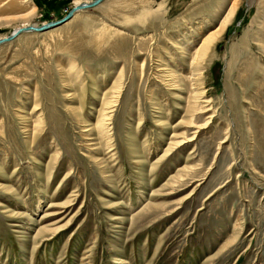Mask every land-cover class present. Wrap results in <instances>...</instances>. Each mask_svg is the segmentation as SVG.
<instances>
[{"label":"rangeland","instance_id":"rangeland-1","mask_svg":"<svg viewBox=\"0 0 264 264\" xmlns=\"http://www.w3.org/2000/svg\"><path fill=\"white\" fill-rule=\"evenodd\" d=\"M89 1L0 0V38ZM0 264H264V0H103L1 43Z\"/></svg>","mask_w":264,"mask_h":264},{"label":"water","instance_id":"water-1","mask_svg":"<svg viewBox=\"0 0 264 264\" xmlns=\"http://www.w3.org/2000/svg\"><path fill=\"white\" fill-rule=\"evenodd\" d=\"M100 1L101 0H90L87 3L82 2L78 5H74V6L70 7L69 10L58 19L46 21V22L40 23L39 25H35V26L31 25V26H27L25 28L16 29L15 31H13L12 33H9L5 37L0 38V43L9 41V40L13 39L15 36H17L19 33H22V32H27V31H29V32H41V31L47 30L49 28H52L54 26H57L60 23L64 22L66 19H68L74 11L93 7V6L97 5Z\"/></svg>","mask_w":264,"mask_h":264},{"label":"bare ground","instance_id":"bare-ground-1","mask_svg":"<svg viewBox=\"0 0 264 264\" xmlns=\"http://www.w3.org/2000/svg\"><path fill=\"white\" fill-rule=\"evenodd\" d=\"M103 0H101L99 3H101ZM105 1V0H104ZM85 3H87V2H85ZM98 3V4H99ZM78 4H80L79 2H75V4L74 5H78ZM97 4V5H98ZM74 12H76V11H74ZM74 12L71 14V16L68 18V19H66L64 22H66V21H68L73 15H74ZM234 17V8H231V10L229 11V13H228V15H227V17H226V19H224V21L222 22V25H221V29H220V31H219V33L226 27V25H227V22L231 19V18H233ZM64 22H62V23H64ZM62 23H60V24H62ZM60 24H59V26H60ZM58 26V25H57ZM57 26H54V27H57ZM25 27H27V26H25ZM25 27H21V28H25ZM54 27H52V28H54ZM52 28H49V29H52ZM19 29V28H18ZM49 29H47V30H44V32L45 31H49ZM15 31V30H14ZM29 32V31H28ZM23 33V32H22ZM25 33V32H24ZM20 34V33H19ZM18 34V35H19ZM17 38V37H16ZM214 38L212 37L211 38V40H208L207 42H205V43H203V46H202V48L199 50V52H198V56H203V55H205L206 54V52H207V50H208V48H210V44H211V42H212V40H213ZM9 43V42H8ZM1 44V43H0Z\"/></svg>","mask_w":264,"mask_h":264}]
</instances>
